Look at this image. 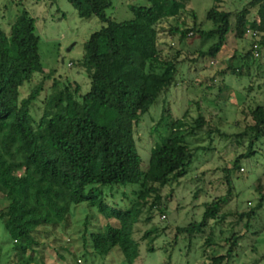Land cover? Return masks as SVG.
<instances>
[{
	"label": "trees",
	"instance_id": "16d2710c",
	"mask_svg": "<svg viewBox=\"0 0 264 264\" xmlns=\"http://www.w3.org/2000/svg\"><path fill=\"white\" fill-rule=\"evenodd\" d=\"M67 1L79 18H96L100 24L83 44L88 90L77 95L75 88L77 99L68 93L58 100L60 112L44 115L37 122L30 119L31 106L43 90L46 75L35 20L23 11L7 33L0 29V201L7 202L5 209L0 208V223L23 264H42L36 256L37 229L67 223L71 206L85 204L94 218L86 214L79 234L83 248L99 257L117 248L127 264H134L139 250L134 228L144 209L158 207L160 190L179 183L197 154L211 150L193 147L187 138L198 132L212 135L204 115L189 122L185 112L162 126L168 134L153 145L147 168L141 170L136 128L162 91L178 83L180 66L187 62L180 59L183 49L189 57L214 63L227 49L230 37L236 41L249 38L244 60L264 65V0H248L232 10L222 9L220 0H214L201 23L187 9L189 0H146L147 6L131 7L133 17L120 22L108 16L110 0ZM48 2L52 5L56 0ZM187 13L193 18L189 28L184 21ZM168 22L170 36L178 35L181 45L184 41L198 47H180L170 58L164 57L158 48V27ZM236 58L232 53L226 67L208 82H218L215 102L223 104L233 92L227 78L246 79L250 84L251 96L243 98L240 111L243 120L233 122L234 128L244 125L234 135L242 143V153L232 167L222 169L224 177L217 182L224 194L208 196L200 189L211 199L203 204L202 220L181 229L189 234L210 230L204 243L212 252L206 255L207 264H230L240 242L253 233L256 214L264 207L263 171L255 188L259 199L249 210L235 213V225L241 232L214 229L227 218L224 211L234 199V179L245 178L247 171L242 175L241 163L264 152V83L254 87L259 76ZM35 76L40 81L20 98V88ZM212 127L224 137L225 132ZM152 130L151 135L162 133Z\"/></svg>",
	"mask_w": 264,
	"mask_h": 264
},
{
	"label": "rangeland",
	"instance_id": "374dc122",
	"mask_svg": "<svg viewBox=\"0 0 264 264\" xmlns=\"http://www.w3.org/2000/svg\"><path fill=\"white\" fill-rule=\"evenodd\" d=\"M110 1L112 9L109 10L108 16L117 22L133 17L131 7L148 5L146 0ZM247 1L220 0V7L232 10ZM213 4L214 0H189L187 9L192 10L197 23H201ZM23 11L35 20L39 55L46 75L43 90L31 106L30 119L37 122L44 115L60 112L62 107L57 105L58 100L65 99L68 93L75 95L73 93L75 88L78 89L77 95L87 92L88 69L83 65V44L100 28V24L96 18H79L67 0H56L52 5L48 0H0V29L7 33L10 25ZM184 21L188 28L193 24V18L188 13ZM158 29V48L164 57L170 58L175 50L181 49L180 47L192 50L198 47V44L189 45L184 41L181 45L178 35L170 36V22L160 24ZM250 44L249 38L236 41L230 37L227 49L214 63L208 59L198 60L196 56L189 57L183 49L180 59L187 62L180 66L178 83L162 91L157 102L142 117L139 127L136 128V152L140 157L141 170L147 168L153 145L168 134L162 126L171 119L181 118L185 112L186 121L189 122L199 114L204 115L212 135L209 137L205 132H198L197 135L187 138L193 147L211 150H201L197 154L187 175L179 183L160 190L156 203L158 207H154L152 211L144 209L139 223L134 228L133 237L139 243L134 264L209 262L206 255L210 256L212 252L204 243L210 230L205 228L201 232L189 234L181 229L202 220L203 204L211 200L210 197L202 195V190H206L208 196L224 194L223 186L219 187L217 182L224 177L222 169L232 167L234 159L242 153V143L236 140L234 135H239L244 125L240 124L234 128L233 122L243 120L240 116V111L244 108L243 98L251 96L252 92H248L250 84L246 79L227 78L226 82L232 87L233 92L226 104L216 103L219 94L218 82L215 80L210 83L208 79L216 72H221L229 63L231 54L235 52L236 60L247 63L251 72L259 76L253 86L256 83L263 85L264 65L257 66V62L245 61L243 58L244 53L250 49ZM207 45L209 44L206 43L204 47ZM190 59L197 60L194 62L195 60ZM40 79H36L35 76L30 83L20 88V98H24ZM75 98L77 99L76 95ZM213 125L225 132L224 137L215 132ZM153 128L161 129L162 133L151 135ZM241 165L244 170L242 175L246 171L247 173L244 175L245 178L234 179V199L232 197V202L224 211L227 218L223 224L220 223L214 228L216 232L220 227L223 231L226 229L240 231V227L235 225V213L249 210L259 199L255 188L264 171V152L256 154L250 160H244ZM194 195L198 197L194 198ZM6 206V201H0L1 209H5ZM89 212L85 204L71 206V216L67 223L65 221L57 226L39 227L35 233L38 261L42 264H127L117 248L112 249L105 257L96 256L90 249L83 248L79 234L83 229L86 214L91 215L90 219L94 218V214ZM93 223L92 221L91 225ZM251 231L253 233L250 232L240 242V248L230 264H264V207L257 212ZM146 232L151 234L145 237ZM11 246V237L0 223V264H23L22 258L17 257L18 252Z\"/></svg>",
	"mask_w": 264,
	"mask_h": 264
},
{
	"label": "built area",
	"instance_id": "2783aa9c",
	"mask_svg": "<svg viewBox=\"0 0 264 264\" xmlns=\"http://www.w3.org/2000/svg\"><path fill=\"white\" fill-rule=\"evenodd\" d=\"M254 49H256V47H254ZM259 56V54L256 52V50L254 51V57L257 58Z\"/></svg>",
	"mask_w": 264,
	"mask_h": 264
}]
</instances>
